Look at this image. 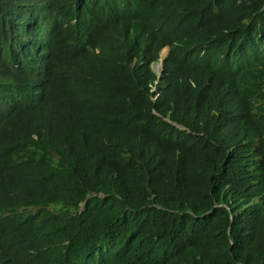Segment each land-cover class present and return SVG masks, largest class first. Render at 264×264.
I'll list each match as a JSON object with an SVG mask.
<instances>
[{
  "label": "trees",
  "instance_id": "1",
  "mask_svg": "<svg viewBox=\"0 0 264 264\" xmlns=\"http://www.w3.org/2000/svg\"><path fill=\"white\" fill-rule=\"evenodd\" d=\"M161 15L0 0L10 264H264V0H183L157 33Z\"/></svg>",
  "mask_w": 264,
  "mask_h": 264
},
{
  "label": "clouds",
  "instance_id": "2",
  "mask_svg": "<svg viewBox=\"0 0 264 264\" xmlns=\"http://www.w3.org/2000/svg\"><path fill=\"white\" fill-rule=\"evenodd\" d=\"M182 1L183 0H153L154 9L155 10L156 9H161L164 12V15H161V17H160V21L158 22L157 26H155L153 28L154 30L157 31V33H158V29L159 28H160V31H161V29L164 26H167V25L170 24V18L165 15L166 10L169 9V8H173L175 10L176 5L181 3ZM213 1L214 0H211V2H213ZM178 29H179V26H176L174 24L171 26L170 30L172 32H174V33L170 34L165 40L163 39L164 43L158 48L157 59L149 61V63H148L150 70L155 75V78H153L151 80L152 82L149 83V85H150L149 89L151 91H155L156 90L154 95L150 96L151 98H154L155 95L158 93L156 84L158 83L159 77L161 75L162 66H163L162 63H163V60L167 57L169 50L171 49L173 51V48L171 47V45L173 43H175L174 37L177 34ZM255 29L259 30L260 34L257 37L256 46H254V52H256L260 57H262V56H264V41H263L264 25L260 26V25L257 24L255 26ZM146 32H150V31H146ZM179 33H180V31H179ZM179 44L184 46L182 40H180V39H179ZM187 47L189 49H193V44H189ZM205 47H206L205 43L202 44V47L200 49H198L196 51V53L199 56H203L205 54ZM157 62L159 64V68L158 69L153 67V64L157 63ZM131 74H132V72H131ZM51 149H52V153L54 154L55 153L54 152L55 148H51ZM7 228H11L12 229V227L10 226V224L7 221L6 212L0 210V230L7 229ZM1 247L3 248V250H1L0 253L2 254L3 258H5V260H3V261H5V263H9V261L7 259V256H6V253L9 256V254L7 252V249H4L3 246H1ZM28 250L30 251V248H28Z\"/></svg>",
  "mask_w": 264,
  "mask_h": 264
},
{
  "label": "rangeland",
  "instance_id": "3",
  "mask_svg": "<svg viewBox=\"0 0 264 264\" xmlns=\"http://www.w3.org/2000/svg\"><path fill=\"white\" fill-rule=\"evenodd\" d=\"M153 67L156 68V69H158V68H159V64H158V62H157V63H154V64H153Z\"/></svg>",
  "mask_w": 264,
  "mask_h": 264
},
{
  "label": "bare ground",
  "instance_id": "4",
  "mask_svg": "<svg viewBox=\"0 0 264 264\" xmlns=\"http://www.w3.org/2000/svg\"><path fill=\"white\" fill-rule=\"evenodd\" d=\"M82 57V56H81ZM91 57V56H90ZM60 58V57H59ZM108 96V95H107Z\"/></svg>",
  "mask_w": 264,
  "mask_h": 264
}]
</instances>
